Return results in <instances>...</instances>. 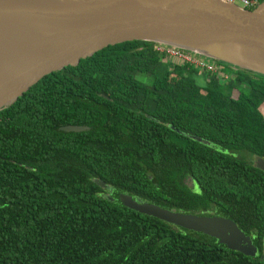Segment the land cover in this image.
Segmentation results:
<instances>
[{
    "label": "trees",
    "instance_id": "1",
    "mask_svg": "<svg viewBox=\"0 0 264 264\" xmlns=\"http://www.w3.org/2000/svg\"><path fill=\"white\" fill-rule=\"evenodd\" d=\"M155 46H110L0 111V264H264V76L206 73ZM120 194L228 218L259 254L140 214Z\"/></svg>",
    "mask_w": 264,
    "mask_h": 264
},
{
    "label": "water",
    "instance_id": "2",
    "mask_svg": "<svg viewBox=\"0 0 264 264\" xmlns=\"http://www.w3.org/2000/svg\"><path fill=\"white\" fill-rule=\"evenodd\" d=\"M127 42L166 45L264 76V2L245 9L223 0H0V111L46 76ZM257 167L264 172V159ZM119 199L232 251L259 254L251 237L228 218L174 212L126 194Z\"/></svg>",
    "mask_w": 264,
    "mask_h": 264
},
{
    "label": "built area",
    "instance_id": "3",
    "mask_svg": "<svg viewBox=\"0 0 264 264\" xmlns=\"http://www.w3.org/2000/svg\"><path fill=\"white\" fill-rule=\"evenodd\" d=\"M226 3L235 4L241 3L243 8L245 9H253L259 2L256 0H223ZM155 50L165 56L166 58L170 59L174 64H188L200 71H204L206 73L214 74V75H221L225 74L226 78L229 77L230 73L224 71V63L218 62L216 60H212L182 49L155 44Z\"/></svg>",
    "mask_w": 264,
    "mask_h": 264
},
{
    "label": "rangeland",
    "instance_id": "4",
    "mask_svg": "<svg viewBox=\"0 0 264 264\" xmlns=\"http://www.w3.org/2000/svg\"><path fill=\"white\" fill-rule=\"evenodd\" d=\"M238 6H240V7H243V5L241 4V3H238L237 4ZM139 77V76H138ZM197 81H198V83L199 84H201V85H203V84H205V79H204V77L203 76H201V77H199L198 79H197ZM240 156L241 157H244L246 160H251V161H254V159L249 155V154H247V153H243V154H240ZM210 237V236H209ZM252 239V238H251ZM217 240V239H216ZM219 241V240H218ZM219 243H221L220 241H219ZM222 244V243H221ZM254 244V243H253ZM224 245V244H223ZM226 246V245H225ZM255 246V245H254ZM227 247V246H226ZM228 248V247H227ZM229 249V248H228Z\"/></svg>",
    "mask_w": 264,
    "mask_h": 264
}]
</instances>
